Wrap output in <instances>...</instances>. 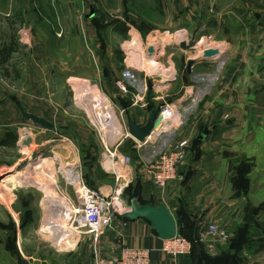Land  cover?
<instances>
[{
  "label": "crops",
  "instance_id": "0c3cea01",
  "mask_svg": "<svg viewBox=\"0 0 264 264\" xmlns=\"http://www.w3.org/2000/svg\"><path fill=\"white\" fill-rule=\"evenodd\" d=\"M47 2L48 0H0V68L6 76L13 73L12 69L20 75L42 74L44 71L46 74L52 71L59 75L66 73V81L75 93V81L80 79L78 56L68 54L65 57L62 50L51 55L52 61L49 63L46 40L48 16L45 12H55L53 20L56 25L59 22L61 26L62 19L57 12L68 7L57 0ZM70 8L73 10L74 5ZM236 12L237 21L233 25L237 31L231 35L226 32L229 27L224 25L222 15L210 17L207 14L209 18L205 24L206 30H203L201 36H215L214 49L218 53L212 57H204V52L200 59L180 58L184 79L198 78V82H183V93L168 100V104L178 108L179 116L173 121V127L171 131L168 130L166 138L162 137L166 130H160L156 126L151 130L150 136L158 131L154 139L162 137L158 138L162 150L185 138L191 141L190 154L184 165L180 166L183 178L171 182L166 191L162 192L146 175L143 167L145 160L138 163L133 161V165L125 166L121 161L106 156L108 149L117 151L120 155H130L133 160L137 157L136 153L142 155L141 150L134 148L137 145L133 146L131 143L130 150L125 147V143L129 140L136 143L132 125L141 130L147 128L151 122L150 114L160 108V100L164 97L154 94V86L149 87L150 80L140 89L141 93L130 87L129 90L134 95L131 99L126 94L128 89L122 90L125 92L122 94L117 89L111 90L110 87V95H94L99 106L104 107L109 103L112 108L114 104L117 110L112 108L113 119L102 128L108 131L107 135L105 134L107 142L103 141L101 156L93 162L90 161L89 165L95 177L89 180L86 173V183L109 195L116 184L115 167L122 171L130 182L122 200L124 206H127L125 212L130 210L136 197H139L142 203L157 206L166 203L177 220L178 233L180 230L195 232L205 253V264H229L234 253H238L241 264H264V4L247 3ZM16 17L21 20L17 22ZM133 33L131 40H121L123 47H129L127 44L130 43L132 50L124 65L131 72L144 73L149 77L152 74L147 72L145 67L151 61L154 63L155 57L152 53L151 57H148L137 51L139 47H136V44L139 46L143 35L137 30L136 34ZM61 37L56 32L53 34V42L63 43ZM177 39L186 42L185 34L177 35ZM17 53L22 54V57H16V60L25 61L24 67L22 64L19 66V62L14 65L13 55ZM95 57L100 59L97 55ZM68 59H71V66L68 62L65 66ZM104 59L108 60L106 57ZM166 61L170 65L166 69L169 89L180 75V71L176 61L170 58ZM51 63V69L48 70ZM157 63L158 68H164L160 59ZM111 74V69H104L102 81L111 84ZM104 86L108 88V85ZM75 99L77 98L70 100L72 117L76 116ZM45 100L50 101L47 98ZM67 103H70L69 100ZM181 109L185 116H180ZM64 112L70 113L62 109V113ZM29 113L43 114L39 116L53 122L44 113ZM120 122H124L125 130L119 127ZM57 126L58 124H55L53 128ZM201 131L206 133V139L203 141L198 140ZM19 142L17 146L20 145ZM153 143L156 144L155 140ZM191 151L194 152L192 156ZM87 153H90L91 157L98 155L92 146L85 149L83 158ZM245 157L247 166H240ZM241 167L247 171L244 177L240 174ZM258 206L261 209L255 221L244 222L245 214ZM201 222H214L228 230L231 229L230 242L221 244L211 236L200 238ZM188 223L193 227H189ZM238 224L242 226L237 229ZM122 234L129 245L151 250L153 264H195L191 253L177 257L165 253L162 248L166 239L160 237L149 221L143 218L126 219L122 214L115 217L113 228L106 230L101 237L100 244L106 258L119 254Z\"/></svg>",
  "mask_w": 264,
  "mask_h": 264
},
{
  "label": "rangeland",
  "instance_id": "374dc122",
  "mask_svg": "<svg viewBox=\"0 0 264 264\" xmlns=\"http://www.w3.org/2000/svg\"><path fill=\"white\" fill-rule=\"evenodd\" d=\"M57 1L68 8L57 12L62 19L61 26L53 20L55 12H45L48 16L46 40L49 63L52 61L51 55L62 50L65 57L68 54L78 56L80 79L75 81V93L66 81V73L59 75L52 71L46 74L44 71L42 74L20 75L12 69L13 73L6 76L0 68V142L11 131L19 134L18 141L21 142L19 149L0 146V264H93L96 258L93 239L89 234L76 232L70 215L64 213L67 212L68 204L76 200V191L68 180L71 172L80 169L85 181L86 173L89 180L95 177L89 164L101 156L108 132L102 128L113 119L112 108L117 110L114 104L112 108L109 103L104 105L105 108L99 106L94 95H110L109 87L125 94L122 91V85H125L128 89L126 94L131 99L134 95L129 88L141 93L140 89L150 80L149 87L154 86V94L164 97L159 106L167 104L170 98L183 93V82H198V78L184 79L180 58L203 57L204 50L209 47L206 48L199 41L203 30H206L208 16L222 15L224 25L229 27H225L226 32L231 35L237 31L233 25L237 21V9L247 3L264 4V0ZM71 5H74L73 10H70ZM15 20L19 22L21 19L16 17ZM136 30L143 35L139 46L136 44L139 47L137 51L148 57L152 53L155 57L153 62L160 59L164 66L161 69L157 67L158 64L156 66L150 62L145 67L147 72L152 71L149 77L144 73L131 72L124 65L132 50L130 43L127 44L129 47H123L121 40H131ZM56 32L62 36L63 43L53 42ZM182 34H185V43L177 39V35ZM211 36L215 48L213 42L216 38ZM16 57H22V54H14L13 63L17 65L19 62L18 65L24 67L25 61L17 62ZM169 58L178 63L180 75L167 89L166 69L170 65L166 60ZM66 62L71 66V59L65 61V66L68 65ZM51 66L52 63L47 69L50 70ZM104 69L112 71L111 84L102 81ZM104 85H108V88ZM45 98L50 101L47 102ZM72 98H77L75 117L71 116ZM62 109L70 113H62ZM22 110L44 113L58 126L46 130L24 116ZM181 115H184L183 109ZM119 125L123 130L126 129L124 122ZM169 131L163 133L162 137L166 138ZM156 133L149 137L147 144L141 143L139 146L132 140L125 143V147L130 150L131 143L137 145L134 148L141 150V156L136 153L135 163L148 160L155 151L162 150L159 147L162 137L154 139ZM89 146L94 147L98 155L91 157L87 153L83 158ZM193 154L191 151V156ZM246 163L245 157L240 166H247ZM246 173L241 167V177ZM241 226L238 224L237 229ZM95 246L101 263L110 264V258L103 254L100 242Z\"/></svg>",
  "mask_w": 264,
  "mask_h": 264
},
{
  "label": "built area",
  "instance_id": "2783aa9c",
  "mask_svg": "<svg viewBox=\"0 0 264 264\" xmlns=\"http://www.w3.org/2000/svg\"><path fill=\"white\" fill-rule=\"evenodd\" d=\"M204 45L208 49H214L212 44V36H202ZM199 41V43L201 42ZM154 56V55H152ZM124 91L126 86L122 85ZM167 115L171 121L163 124V115ZM179 116V110L171 104L160 106V112L157 118L161 117V123L158 126L160 130H170L173 127V121ZM150 135L145 140L135 139L136 144L147 143ZM191 148L189 138L182 139L172 143L160 152L155 151L150 159L143 162L144 171L149 176L156 187L162 192L166 191L171 182L182 180L183 176L180 172V166L186 162ZM106 156L112 160L121 161L125 166L134 164L133 157L130 155H120L117 151L107 150ZM115 167V166H114ZM116 176L115 187L109 195L103 194L86 183L82 177L80 169L71 172L68 180L70 185L76 191V200L68 204L65 215H70L74 230L79 233L89 234L93 239L96 258L93 264L101 263L99 252L95 244L101 241L102 235L106 230L113 228L114 219L117 215L125 213L127 206H124L123 195L129 186V180L124 176L122 171L115 167ZM86 230V231H85ZM200 238L211 236L217 239L221 244L230 242L232 236L226 227L214 222L200 223ZM121 248L118 255L109 259L110 264H153L151 260V250L141 247L129 245L121 235ZM163 251L170 256L177 257L180 255H188L192 250V243L189 239L177 233L174 238L166 239L163 245Z\"/></svg>",
  "mask_w": 264,
  "mask_h": 264
},
{
  "label": "water",
  "instance_id": "95a60500",
  "mask_svg": "<svg viewBox=\"0 0 264 264\" xmlns=\"http://www.w3.org/2000/svg\"><path fill=\"white\" fill-rule=\"evenodd\" d=\"M217 53V50L209 49L205 51L204 57H212ZM22 112L24 116L33 119L35 122L45 128H53L55 126L53 122H50L44 117L26 112L25 110H22ZM159 112L160 108L150 114L151 122L145 129L141 130L132 125V133L137 140H145V138L151 134L153 127H158L160 125L162 119L161 117L157 118ZM205 139L206 133L205 131H201L198 136V140L203 141ZM260 209L261 207L258 206L249 210L244 216V222H254ZM122 217L130 220H136L139 218L146 219L155 227L157 233L163 239L174 238L178 233L177 220L166 203H162L157 206L151 203H142L140 202V198L136 197L130 206V210L122 214ZM195 264H204L201 253H199L198 257L196 258ZM230 264H241L238 258V253H234L232 255Z\"/></svg>",
  "mask_w": 264,
  "mask_h": 264
},
{
  "label": "trees",
  "instance_id": "16d2710c",
  "mask_svg": "<svg viewBox=\"0 0 264 264\" xmlns=\"http://www.w3.org/2000/svg\"><path fill=\"white\" fill-rule=\"evenodd\" d=\"M18 140H19V134L14 132V131H11V132L7 133L6 139L3 140L2 142H0V146L4 147L6 149L7 148L19 149V146H17ZM126 190H128V188ZM189 227H193L192 224H189ZM179 234L183 235L184 237H186L187 239H189L191 241V243H192L191 256H193V259L196 261V258L198 257L199 253H201L202 258H203V262L205 264V253L202 249V245L200 244V242L197 239L195 232L191 233V232H185L183 230H180ZM229 264H230V262H229Z\"/></svg>",
  "mask_w": 264,
  "mask_h": 264
},
{
  "label": "bare ground",
  "instance_id": "6f19581e",
  "mask_svg": "<svg viewBox=\"0 0 264 264\" xmlns=\"http://www.w3.org/2000/svg\"><path fill=\"white\" fill-rule=\"evenodd\" d=\"M204 42H205V41H203V39H202V41H201V43H200V44H202V43H204ZM151 62H152V61H151ZM155 62L157 63V59H156V61H155ZM153 64H154V63H153ZM157 64H158V63H157ZM155 65H156V64H155ZM151 72H152V71H151ZM151 72H150V73H151ZM162 118H163V124H165L166 122H169V121H171V120H170V118H169V117H167V115H165V114L162 116ZM160 129H161V128H160ZM157 132H158V131H157ZM155 133H156V132H155Z\"/></svg>",
  "mask_w": 264,
  "mask_h": 264
}]
</instances>
